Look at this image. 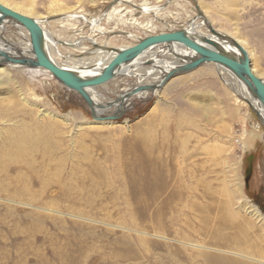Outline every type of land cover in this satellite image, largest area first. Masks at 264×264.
Instances as JSON below:
<instances>
[{
  "label": "rangeland",
  "instance_id": "rangeland-1",
  "mask_svg": "<svg viewBox=\"0 0 264 264\" xmlns=\"http://www.w3.org/2000/svg\"><path fill=\"white\" fill-rule=\"evenodd\" d=\"M1 1L27 6L34 17L47 19V31L59 42V63L68 56L82 58L85 51L92 58L96 47L85 38L131 46L137 38L181 30L205 13L213 29L246 43L255 72L264 79V0H127L118 8L129 11L122 20L132 25L104 19L120 0ZM136 6L149 7L150 13L142 14ZM78 12L87 21H57L58 13ZM99 19L113 33L96 31L92 21ZM18 31L9 21L0 40L17 43ZM69 40L79 42V47L63 45ZM160 57L178 59L169 53ZM0 68L14 80L3 85L0 80V182L15 184L11 190L17 193L34 194L31 200L13 198L9 209L0 203V264H202L193 250L179 243L196 239L190 229L202 233L220 227L218 204L226 201L223 194L232 205L239 202L238 181L249 204L264 217V128L215 65L176 75L145 99L130 98L125 112L103 124L96 123L76 92L48 72ZM150 76L143 81L135 75L117 76L91 90L100 94L97 101L113 102L122 89L153 81ZM19 95L27 102L25 113H6L2 104L19 100ZM111 112L112 108L105 114ZM19 120L26 127L7 131ZM50 122L55 131L49 132ZM39 127L51 140L40 151L21 153L16 147L21 136ZM240 136L243 142L237 143ZM170 166L191 176L185 178L186 191L177 184L165 192L155 181V172L165 174ZM170 191L177 196H170ZM6 198L0 190V201Z\"/></svg>",
  "mask_w": 264,
  "mask_h": 264
},
{
  "label": "bare ground",
  "instance_id": "bare-ground-1",
  "mask_svg": "<svg viewBox=\"0 0 264 264\" xmlns=\"http://www.w3.org/2000/svg\"><path fill=\"white\" fill-rule=\"evenodd\" d=\"M126 1L127 0H120L119 3L117 5H114L111 10L105 12L104 19L107 23L112 22L113 19H116V21L118 20L121 21L123 25L127 23H129V25L133 24V22H130L131 20L129 22H127V20H122V17L128 15L127 13L129 11L126 10L125 8L123 9L118 8L119 5L125 4L122 2H126ZM0 3L3 6L11 9L12 11H15L21 15H24L26 17L35 20L43 31L44 47L49 59L57 66L66 69L68 71H71L82 78H91L98 75L102 71V69H104V67H106L110 63V61L115 57L117 53L116 50L118 51L130 47V46H117V47L109 46V44L112 43L106 44L107 42L105 43V45H103V44H99V42H97L96 39L85 38V40H90V44L96 47L95 49L93 48L91 52V54L94 55L92 56V58L91 57L89 58V53H86L85 51L83 52L82 58H78L74 60L68 56L66 57L67 60L65 63H59L56 60L57 54L59 53L58 51L59 49L57 48L59 42L57 43L53 39L54 37L52 36V34L47 31L45 27V24L49 23L47 19L46 18L40 19L38 17H34L29 7L27 6L20 7L19 5L17 6L12 4L8 6L7 3H4L1 0ZM148 8L136 6V9L139 10V12L142 14L150 13L151 9L149 10ZM79 12L78 15L58 13L56 16L57 17L59 16L60 18L57 21L60 22L63 21L66 23L77 21L78 19L81 21L82 20L87 21L84 17V14H79ZM114 15H118V18L114 17ZM9 21L16 24L17 29L19 30L18 35L21 37V40L17 43L10 42L6 44L5 42H8V40L1 37L4 39V42L0 40V50L4 51L7 55H9L12 58L33 60L34 55L32 53L31 41L27 30L24 29L20 24L13 22L11 20H7V22ZM94 21H92L93 28L95 27L96 31H99V33H107V34L113 33V30H107L101 26L102 21L100 19ZM133 21L137 22L135 20ZM7 22L3 21L2 24H0V32L5 31V24H7ZM202 23L205 25V28L207 30H209V28L213 29L211 24L209 23L208 16L205 13H201L200 15H196V17L192 19L191 22L187 23V25L184 28H182L181 31H183L185 35L188 36L189 38L199 42L203 36L211 37L212 40L214 39L216 42H218L219 49L222 50V52L230 55L235 59H240L242 57V54L231 43V41L233 40L247 54L250 61V69L252 73L255 74L259 79L264 81V79H262L263 77L262 73L255 72L256 71L255 67L251 63V53L245 48L246 43L244 44L242 39L240 40L238 37H235V39H233L229 35L213 29L217 33L225 37L217 40L211 34H207L206 32L202 31L201 29L203 27ZM123 34L125 35V33ZM128 36L131 37V35ZM226 39L229 41H227ZM139 41L140 38H137L136 43H138ZM64 44L67 45V48L72 50H75V48H78L80 45L79 42H74L73 40L63 42V45ZM28 52L31 54L30 56L28 55ZM165 53H169L170 55L171 54L176 55L177 58H181V59L175 58L177 59L176 61H170L164 58L162 59L161 57H160L161 59L157 58L158 56H162ZM195 57L196 55L192 51L176 45L170 46L166 44H161L154 48H149L148 50L143 52L141 56H139L129 64L123 65L120 68L116 69L114 79L117 76H121L120 78H122L123 76L131 77L135 75L138 76V78L142 79L143 81L144 79H148L149 77H151L150 75H154V77L151 78L153 81L145 82V83L138 82L136 87L122 89L121 94L118 95L116 94L118 100H115L113 102H102V99H99V101H97L96 97L99 96L100 94H98L95 90L87 89L88 94L91 97L92 103L90 107L87 104L86 105L90 110V112L92 111L94 115V120L97 121L96 122L97 124L110 123L109 120H107V117H110L112 115L118 116L121 113L125 112L126 111L125 104L130 98L135 96L136 98L141 97L140 99H145L146 97L145 94L154 93L155 91L160 90L166 84V82L172 79V77L176 75L184 74L179 70V68L181 67V65L187 63V61L194 59ZM147 63L148 64L150 63L149 68L143 69L144 70L143 71L141 68L145 67L143 65ZM205 64H213V63H205ZM0 65L1 66L6 65L11 68L26 67V66L13 65L12 63H8V62H1ZM213 65L216 66V69L218 70L217 73L223 78L222 80L226 82L228 88L233 87L234 90L236 89V93L234 94L237 96L239 95L240 97L243 98V103L256 113L257 117L261 120L263 126L264 106L256 98V96L250 91L248 86L229 69L221 65H217V64H213ZM200 66H198L197 68H199ZM140 69L143 72H140L139 71ZM208 71H209L208 69H205L204 72L208 73ZM7 76L8 79L6 80ZM0 80H3L1 82L2 85L5 82H6L5 84H7L8 82L12 84L14 83V80H12L9 77V74L7 73V69L5 70L4 68H0ZM147 86L151 87V90L148 89L146 91H139L133 93L134 91L137 90L138 87H147ZM12 94L14 93H11L10 91L9 96L13 97L14 95ZM26 103H27L26 100L23 97L21 98L19 95V100L11 99L9 103H7L6 105L4 104L2 105L4 106V111L6 113L10 114L12 112H16L15 115H19L25 113L24 110L26 109L25 106ZM110 108H112V112H111L112 115H110L111 113L105 114L107 113V110ZM42 113L44 112H41V114ZM45 116H49L53 120H56L58 118L57 116H54L52 113L49 112H46ZM52 124L54 123L50 122L49 132L55 131V126H53ZM26 125H27L26 122H24L23 120H19L9 125L7 131H15L19 126L26 127ZM49 132L46 133L43 131L42 127H39L34 133L26 136H21L19 143L16 144V147L23 154H26L28 151H40L42 150L41 147L45 146L46 143L49 140H51V136ZM8 135H10V132H8ZM242 137L243 136H240V139L236 140V142L242 143L243 142ZM262 137H264V135H262ZM34 139H37L38 141L37 145L33 144ZM159 173H160L159 171L155 172L154 175L155 181L157 183L160 182L163 191L167 192L172 187L177 188V184L182 186V189L186 191L187 188L186 182L190 179L191 176L185 173L182 168L170 166L166 168L165 174H159ZM10 177L11 176L9 172H7L5 174V179H9ZM186 177L188 178V180L185 179ZM14 186L15 184L10 182H0V190L7 195V198L3 202L0 201V203H5V206L8 209L11 208L13 204L12 203L13 198H21L24 200H31L34 198V194L28 190H23L22 193H17L16 189L12 191L11 189ZM236 187H237L236 188L237 193L239 194L238 195L239 202L232 205V199L228 201L227 194H223L224 196H226L225 198L226 201H223L218 204V211L220 213L219 228H211L209 231L202 233H198V231H194L193 229H190L189 233H192L193 236L196 237V239L194 240L186 239L184 241H180L179 243L181 246L193 250L194 256L197 259H199L202 264H264V217L254 207V205L249 204V200L246 198L244 194V187L241 181H238ZM219 193L222 194V192ZM219 193L215 194L214 197L219 195ZM169 195L175 198L177 196V192L170 191ZM241 214H244L248 217L241 216ZM223 230L231 231L230 235L226 236L222 232Z\"/></svg>",
  "mask_w": 264,
  "mask_h": 264
},
{
  "label": "water",
  "instance_id": "water-1",
  "mask_svg": "<svg viewBox=\"0 0 264 264\" xmlns=\"http://www.w3.org/2000/svg\"><path fill=\"white\" fill-rule=\"evenodd\" d=\"M7 20L16 22L27 30L31 41V49L34 55V59L30 60L12 58L4 51L0 50V63L8 62L17 66L19 65L29 68H39L47 71L53 78L57 80L58 83H60L66 89L76 92L89 107L91 106L92 101L87 89H94L113 80L115 77L116 69L120 68L123 65L129 64L130 62L141 56V54H143V52H145L149 48H154L161 44L180 46L195 53L196 57L194 59L187 61V63H184L179 68L182 73L190 72L205 63L221 65L232 71L239 79H241L264 106V81L259 79L255 74L252 73L250 69V61L247 54L233 40L231 41V43L242 54V57L240 59H235L230 55L222 52V50L219 49L218 42H216L214 39L212 40L211 37L207 36H203L200 42L189 38L181 30L146 36L143 39H140L138 43L128 48L118 51L115 49L117 52L115 57L106 67H104V69H102V71L98 75L91 78H82L71 71L57 66L49 59L44 47L43 31L35 20L12 11L11 9L3 6L0 3V24H2L3 21L7 22ZM209 32L217 40L225 38L223 37V35L217 33L211 28L209 29ZM148 89L151 90V87H138L137 90L133 93L146 91ZM91 114L94 118L92 111ZM117 117L118 116L113 115L107 117V120H115Z\"/></svg>",
  "mask_w": 264,
  "mask_h": 264
}]
</instances>
